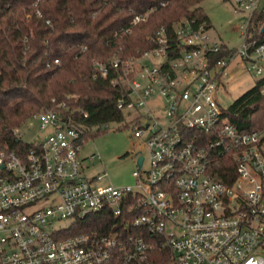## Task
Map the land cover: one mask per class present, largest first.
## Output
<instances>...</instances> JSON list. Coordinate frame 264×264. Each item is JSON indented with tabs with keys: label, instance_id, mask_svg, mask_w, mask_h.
<instances>
[{
	"label": "built area",
	"instance_id": "obj_1",
	"mask_svg": "<svg viewBox=\"0 0 264 264\" xmlns=\"http://www.w3.org/2000/svg\"><path fill=\"white\" fill-rule=\"evenodd\" d=\"M228 1L244 17L238 48L183 20L137 57L93 60L95 77L115 72L120 124L147 151L146 169L133 154V185L91 174L83 130L61 111L23 123L37 124L31 141L13 130L20 150H0V264H264V126L239 131L219 100L242 74L264 97V0ZM89 218L102 225L73 233Z\"/></svg>",
	"mask_w": 264,
	"mask_h": 264
},
{
	"label": "trees",
	"instance_id": "obj_2",
	"mask_svg": "<svg viewBox=\"0 0 264 264\" xmlns=\"http://www.w3.org/2000/svg\"><path fill=\"white\" fill-rule=\"evenodd\" d=\"M203 1L0 0V150L19 151L13 130L47 110L63 112L83 130L85 141L106 130L101 126L121 123L120 89L110 84L115 72L107 79L95 77L93 60L137 57L153 47L148 38L161 27L171 35L183 20L210 29ZM149 9L145 22L114 36ZM226 114L239 131L263 127L264 97L258 87L235 100ZM98 225L100 220L89 218L73 233L96 231Z\"/></svg>",
	"mask_w": 264,
	"mask_h": 264
},
{
	"label": "rangeland",
	"instance_id": "obj_3",
	"mask_svg": "<svg viewBox=\"0 0 264 264\" xmlns=\"http://www.w3.org/2000/svg\"><path fill=\"white\" fill-rule=\"evenodd\" d=\"M200 7L210 23L209 38L231 48H238L241 43L238 27L244 17L235 12L228 0H205ZM254 86L255 79L249 75H231L225 80L219 93L221 107L228 108ZM36 132L37 124L33 127L23 124L19 128L20 137L27 142L34 139ZM92 132H95V129ZM138 151H141L146 158L143 165L146 169L148 167L147 151L141 148L140 142L133 137L131 130L120 123H109L108 128L101 134L84 142L80 155L83 158L94 155L93 161L85 159L86 164L91 168V174L98 175L106 171L107 181L114 186H126L134 183L131 174L137 167L133 154Z\"/></svg>",
	"mask_w": 264,
	"mask_h": 264
},
{
	"label": "water",
	"instance_id": "obj_4",
	"mask_svg": "<svg viewBox=\"0 0 264 264\" xmlns=\"http://www.w3.org/2000/svg\"><path fill=\"white\" fill-rule=\"evenodd\" d=\"M142 160H143V158L140 156V157H138V159H137V165L138 166H141V164H142Z\"/></svg>",
	"mask_w": 264,
	"mask_h": 264
}]
</instances>
